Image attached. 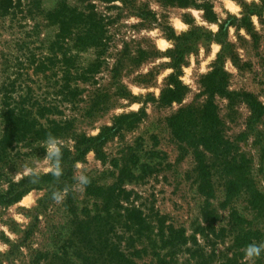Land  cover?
I'll use <instances>...</instances> for the list:
<instances>
[{"label": "rangeland", "instance_id": "obj_1", "mask_svg": "<svg viewBox=\"0 0 264 264\" xmlns=\"http://www.w3.org/2000/svg\"><path fill=\"white\" fill-rule=\"evenodd\" d=\"M91 1L104 16L108 48L94 81L80 84L83 93L74 105L69 103L65 90L60 88L65 85L61 71L63 62L55 59V54L60 60L64 59L68 44L61 42L60 47L50 49L57 26L44 18V14L54 9L60 0H38L37 7L31 12L22 6L16 13L0 17V86L6 84L8 95L26 100V105L33 104L32 110L42 124L57 121L61 129L55 136L64 141L65 147L73 151L76 134L94 136L102 126H111L116 116L128 115L118 122L117 131L102 144L104 158H98L90 149L81 160L70 165L71 171L64 186L35 187L21 196L30 191L43 192L35 207L13 210L12 206L21 198L8 204L0 201V224L6 223L9 231L16 235L13 240L0 230V243L8 245L0 251V264H69V260L79 263L73 234L75 219H84L86 214L93 215L103 208L102 196L95 194H130L128 201L121 200L123 205L131 206L133 203L140 206L148 216L157 213L165 220V225L171 223L175 228H184L187 236L193 234L198 226L206 224L202 210L208 207L216 216L217 232L222 229L215 238V248L229 254L233 236L228 224L230 212L234 209L239 215L251 219L255 228H262L264 219L256 216L248 204L247 194L243 192L222 205L228 175L222 168V161L206 151L213 194L208 198L199 192L196 150L173 134L169 117L180 107H198L211 101L222 121L224 136L234 142L233 150L250 158L253 177L264 193V178L258 172L259 147L253 143V135L240 136L250 116L248 105L236 95L232 101L227 95H210L202 81L215 68H221L228 91L251 93L264 104V7H261V0H239L242 5L240 16L229 14L226 18L216 10L222 7L223 0H206L212 5L215 20L207 19L202 8L191 4L181 7L163 0ZM66 2L72 6L83 4L81 0ZM25 3L27 0H23L22 4ZM243 4L258 6L246 21H242ZM198 14L199 20L206 24L199 22ZM174 16H180L190 25L189 29L177 35L170 23V17ZM252 16L259 18V29L252 22ZM207 24H217L218 31L212 32ZM241 28L244 29L243 34L240 33ZM157 29L158 34L151 35ZM183 35H187L183 40L187 51L180 64L179 79L187 88L181 101L162 103L160 96L174 71L169 51L175 47L176 38ZM161 36L172 41L174 47L161 51L156 44ZM213 42L222 44V48L208 65L212 71L202 74L199 67L207 58ZM201 49H204L202 56ZM48 58H52L53 63ZM93 58L91 49L79 53V61L83 65ZM228 62L230 68L226 67ZM184 67L193 68L190 84H185L180 78L185 75ZM170 68L172 71L168 72ZM2 110L0 94V138L5 127ZM257 128L264 139V115L257 122ZM45 140L13 142L6 147V152L0 151V193L6 192L12 182L21 180L16 181L15 177L23 171L25 162L39 160L42 167L47 166L45 149L40 147ZM123 165L126 172L133 173L134 177L126 176L118 183L117 176ZM81 174L89 177L87 185L78 182L77 177ZM120 187L125 191L120 192ZM54 192H62L64 198L57 202L53 198ZM113 207L115 215L123 213L122 207L116 210ZM17 212L30 217V222L21 225L14 221L12 216ZM115 215L109 220L111 223L118 219L117 216L114 218ZM114 225L115 234L109 235L114 241L123 235L120 244L123 249L128 245L129 231L121 225ZM196 239L207 252L212 249L213 245H208L209 241L203 240L198 233ZM141 242H137L136 247L143 245L146 251L132 257L135 264H161L158 259L167 249L151 247L145 236ZM213 242L214 237L210 243ZM129 246L126 254L131 258ZM154 252H158L159 257ZM187 258V253L178 251L170 264H186ZM242 261L250 264L245 258ZM190 263L194 264V259ZM211 264H217V261ZM255 264H264V254L255 260Z\"/></svg>", "mask_w": 264, "mask_h": 264}, {"label": "trees", "instance_id": "obj_2", "mask_svg": "<svg viewBox=\"0 0 264 264\" xmlns=\"http://www.w3.org/2000/svg\"><path fill=\"white\" fill-rule=\"evenodd\" d=\"M81 1L83 2L81 6H72L66 0H60L54 9L44 14V18L49 24L57 26L55 39L53 44H50V49H53V46L60 47L61 42L68 44L64 59L60 60L57 54H55V59L57 58L58 62H63L61 71L65 85L60 88L65 90V98L72 105L81 99L83 88L80 84L94 81L95 74L104 62V55L108 48L104 16L97 11L91 0ZM100 1L112 2L115 0ZM163 1L181 7L190 4L200 7L204 10L207 19H216L212 5L206 0L203 2H197V0ZM22 2L23 0H0V17L14 14L17 9H22V6L23 9L31 12L37 7L38 0H27L25 4H22ZM257 7V4H253L251 7L243 4L244 16L242 21H246L254 11H257ZM261 7H264V0H261ZM186 38L187 35L178 36L175 47L169 51L174 71L168 78L167 88L162 91L160 96L162 103L181 101L186 91L187 87L179 79L180 64L183 54L187 51L185 41H183ZM89 49L93 50L94 58L87 65H83L79 61V53ZM48 60L53 63L52 58H48ZM223 74L221 68H215L205 75L202 80L205 91L210 95L213 93L227 95L231 101L236 95L248 105L250 116L246 122V129L240 136L253 135V143L259 147L258 172L264 178V139L262 132L257 128V122L264 115V104L251 93L228 91ZM5 86L6 84L0 86L3 103L1 116L5 125L0 138L1 152H6V147L12 145L13 142L26 141V143H30L41 138H47L49 134L55 136L60 131L61 126L55 120H50L46 125L39 122L38 117L32 110L33 104L26 105L24 102L26 100L8 95ZM37 107L40 109V106ZM127 116V114L116 116L111 126H102L98 134L94 136L76 134L73 138L74 150L72 151L67 147L63 149V174L60 177H56L51 173L42 174L39 177H24L19 182H12L6 192L0 193V201L6 204L18 201L25 192L35 187H52L53 184H56L57 187L64 186L66 177L71 171L70 165L76 160H81L88 150L92 149L98 158H104L102 144L112 133L117 131L118 122L127 118ZM169 125L178 139L186 142L196 150L198 190L201 194L208 198L212 197L213 194L209 180L210 167L206 163L204 152L206 151L215 159L222 161V168L228 175L225 181V201L222 205L243 192L247 194L248 204L256 216L264 219V193L257 187L253 177L251 160L245 154H238L236 150H233L235 148L234 142L224 136L222 121L211 101H206L198 107L193 105L180 107L169 117ZM126 176L134 177V174L126 172L123 165L117 176L118 183L124 181ZM119 191L124 192L125 189L120 187ZM95 195L102 196L103 208L93 215L86 214L84 219H75L76 225L73 234L77 242V245H75L76 255L80 259L78 260L79 263L69 260V264H109V262L135 264L132 257L139 256V253L146 251L143 245L140 248L136 247L137 242L142 243L143 236L150 241L151 247L167 249L162 257H159L158 252L153 253L159 257L158 260L161 264H170L171 258L178 251L188 254V258L185 259L186 264H191V259H194V264H211L213 261H217V264H246L245 261H242L245 257L244 249L246 246L254 242H264V224L262 228H255L251 219L239 215L234 209L230 212L228 220L233 235L230 245L231 252L228 254L218 252L215 248L217 244L215 238H218L222 229L217 232L215 226L216 216L208 207H203L202 210V219L206 224L198 226L193 234L187 236L184 228H175L171 223L165 225V220L161 219L157 213L148 216L140 206L133 203H131V206L123 205L121 200L128 201L130 194ZM111 206H114L115 210L122 207L123 213L118 212V216L115 215ZM113 215H115L114 218L118 217V219L111 223L109 220ZM122 219L125 222L124 220L122 222ZM115 223L129 231L128 245L123 249L120 244L121 238L124 236H118L119 238L116 236L117 241H114L109 235L110 233L115 234ZM154 229L157 231L155 232ZM196 233L201 235L203 240L209 241L208 245H213L209 252L205 250L204 245L198 242ZM212 237H214V242L210 243ZM157 238L159 243H157ZM188 243H191V245L186 246ZM129 245H131V258L126 254ZM167 255L170 256L169 259H167Z\"/></svg>", "mask_w": 264, "mask_h": 264}, {"label": "clouds", "instance_id": "obj_3", "mask_svg": "<svg viewBox=\"0 0 264 264\" xmlns=\"http://www.w3.org/2000/svg\"><path fill=\"white\" fill-rule=\"evenodd\" d=\"M220 16L227 17L229 14L235 15L237 17L240 16L242 12V5L239 3V0H223L222 7L219 9H216ZM203 10H201L200 14H202ZM197 15V19L199 20V15ZM136 18H133L135 21ZM252 22L257 26V29L260 27V20L257 16L251 17ZM200 23L206 24L205 21L199 20ZM170 23L172 27L176 30L177 35H179L182 31H187L190 27L187 23L183 22L182 18L180 16H174L170 17ZM212 32L218 31L217 24H207L206 25ZM158 29L153 31L151 35L156 36L158 34ZM233 32H235V29H232ZM240 33H244V29H240ZM233 39H235V36H233ZM156 44L158 48L161 51H165L167 49L173 48L174 43L163 36H161L157 41ZM222 44L218 42H213L210 44V52L207 55V58L203 60V63L199 67V72L202 74H207L208 72L212 71V68L208 65L211 64V62L216 58L217 53L221 50ZM204 54V49L200 50V55L202 56ZM170 59V58H169ZM226 67L230 68V62L226 64ZM172 69L170 68L168 72H171ZM193 68L192 67H184L183 72L185 75L180 77L182 81L185 84H190V74L192 73ZM166 72L164 75L166 76L168 74ZM137 92L140 90L137 89ZM135 107H138L135 106ZM65 143L60 138L49 134L45 141L41 142L40 147L45 149V163L47 164L46 167H42L39 160L32 161V162H25L23 165V171L21 173H18L15 177L16 181H19L24 176L29 177H39L42 174H48L51 173L52 175L56 177H60L63 174V168H62V154L63 149L65 147ZM78 182L81 185H87L90 180L87 175L81 174L79 177H77ZM43 196V192L37 193L36 191H30L26 195H24L18 202H16L15 205L12 206V209L15 210L16 208L23 207L26 209H32L37 205L38 200ZM53 198L59 202L61 201L63 197L62 192H54ZM12 219L16 221L17 223L21 225H27L30 222V217L24 215L23 213L17 212L15 215L12 216ZM0 230H3L11 239H15L16 235L15 233H12L9 231L8 225L0 224ZM8 247L5 243H0V251L5 250ZM245 253V260L250 262V264H255V260L259 258L262 254H264V242L259 243H250L246 246L244 249Z\"/></svg>", "mask_w": 264, "mask_h": 264}]
</instances>
